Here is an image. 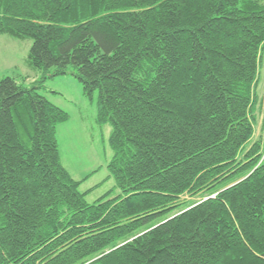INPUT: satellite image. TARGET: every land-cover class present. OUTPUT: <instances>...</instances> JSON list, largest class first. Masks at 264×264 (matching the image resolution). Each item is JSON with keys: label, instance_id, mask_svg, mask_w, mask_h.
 <instances>
[{"label": "trees", "instance_id": "obj_1", "mask_svg": "<svg viewBox=\"0 0 264 264\" xmlns=\"http://www.w3.org/2000/svg\"><path fill=\"white\" fill-rule=\"evenodd\" d=\"M0 35L43 74L0 80V264H264V0H0ZM70 67L112 127L93 204L42 93Z\"/></svg>", "mask_w": 264, "mask_h": 264}, {"label": "rangeland", "instance_id": "obj_2", "mask_svg": "<svg viewBox=\"0 0 264 264\" xmlns=\"http://www.w3.org/2000/svg\"><path fill=\"white\" fill-rule=\"evenodd\" d=\"M33 41L30 38L18 40L0 35V80L15 78L27 88H32L42 79L40 71L29 65V54ZM69 68L67 76L49 79L42 93L56 106L70 115L69 122L59 126L61 161L76 181H83L80 192L87 193V201L93 204L107 193L114 191L112 198L121 195L117 183L108 169L114 158L110 144L112 127L97 122V97L93 101L84 95L82 84ZM258 87L259 103L256 112L257 123L253 142L264 143V61L260 69ZM183 201L198 203L201 197Z\"/></svg>", "mask_w": 264, "mask_h": 264}, {"label": "crops", "instance_id": "obj_3", "mask_svg": "<svg viewBox=\"0 0 264 264\" xmlns=\"http://www.w3.org/2000/svg\"><path fill=\"white\" fill-rule=\"evenodd\" d=\"M55 105V104H54ZM60 137V135H59V130H58V138ZM59 141H60V139H59ZM63 164V163H62ZM64 166V165H63ZM65 167V166H64ZM65 169L68 171V169L65 167ZM69 172V171H68ZM70 173V172H69Z\"/></svg>", "mask_w": 264, "mask_h": 264}]
</instances>
